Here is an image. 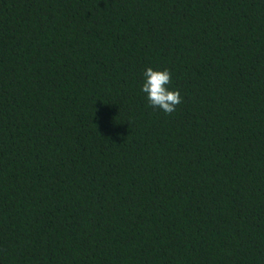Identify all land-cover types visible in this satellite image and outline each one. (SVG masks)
<instances>
[{"label":"trees","instance_id":"1","mask_svg":"<svg viewBox=\"0 0 264 264\" xmlns=\"http://www.w3.org/2000/svg\"><path fill=\"white\" fill-rule=\"evenodd\" d=\"M0 264H264V0H0Z\"/></svg>","mask_w":264,"mask_h":264},{"label":"clouds","instance_id":"2","mask_svg":"<svg viewBox=\"0 0 264 264\" xmlns=\"http://www.w3.org/2000/svg\"><path fill=\"white\" fill-rule=\"evenodd\" d=\"M142 91L147 94L148 102L153 107L160 108L164 113L171 114L181 103L179 90H170L171 72L168 69L153 70L148 67L144 71Z\"/></svg>","mask_w":264,"mask_h":264}]
</instances>
